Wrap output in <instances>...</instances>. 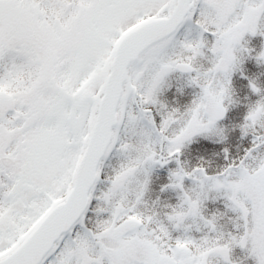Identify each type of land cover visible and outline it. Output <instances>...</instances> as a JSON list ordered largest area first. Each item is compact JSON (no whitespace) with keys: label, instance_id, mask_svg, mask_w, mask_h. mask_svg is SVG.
<instances>
[{"label":"snow or ice","instance_id":"snow-or-ice-1","mask_svg":"<svg viewBox=\"0 0 264 264\" xmlns=\"http://www.w3.org/2000/svg\"><path fill=\"white\" fill-rule=\"evenodd\" d=\"M0 264H264V0H0Z\"/></svg>","mask_w":264,"mask_h":264}]
</instances>
